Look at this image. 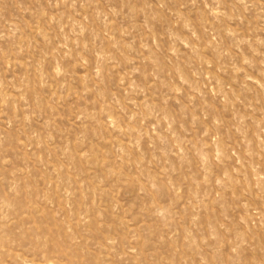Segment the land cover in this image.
<instances>
[{"label": "rangeland", "instance_id": "rangeland-1", "mask_svg": "<svg viewBox=\"0 0 264 264\" xmlns=\"http://www.w3.org/2000/svg\"><path fill=\"white\" fill-rule=\"evenodd\" d=\"M0 233L3 264H264V0H0Z\"/></svg>", "mask_w": 264, "mask_h": 264}, {"label": "bare ground", "instance_id": "bare-ground-1", "mask_svg": "<svg viewBox=\"0 0 264 264\" xmlns=\"http://www.w3.org/2000/svg\"><path fill=\"white\" fill-rule=\"evenodd\" d=\"M7 239H8V237H7V235L4 233H0V264H3L2 263V261H4V259H5V257H6V259H7V256H5V253L7 254V255H9V253H11V252H9V253H7V251H5V245H6V241H7ZM44 249V248H43ZM45 252V251H44ZM27 253V252H26ZM12 254H14V253H11V255L10 256H13ZM28 254V253H27ZM22 255H25V252H24V254L22 253ZM28 256V255H27ZM26 256V257H27ZM11 258V257H10ZM13 258H14V256H13ZM15 259V258H14ZM20 259V258H19ZM21 259H23V258H21ZM43 259V258H42ZM17 260V259H16ZM35 260V259H34ZM18 263H19V261H17ZM7 263H9V262H7ZM12 263H13V261H12ZM23 263H27V260H26V258L23 260ZM33 263V262H32ZM32 263H30V264H32ZM47 263V262H46ZM51 264L53 263V262H50ZM22 264V263H21ZM55 264V263H54ZM60 264H62V263H60Z\"/></svg>", "mask_w": 264, "mask_h": 264}]
</instances>
